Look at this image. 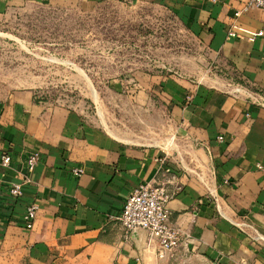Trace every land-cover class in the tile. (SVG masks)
<instances>
[{
  "label": "crops",
  "instance_id": "1",
  "mask_svg": "<svg viewBox=\"0 0 264 264\" xmlns=\"http://www.w3.org/2000/svg\"><path fill=\"white\" fill-rule=\"evenodd\" d=\"M77 1L94 0H0V15ZM147 1L171 10L207 50L210 73L136 90V102L162 120L147 139L92 126L28 91L0 98V264H264V173L256 169L264 164V40L229 37L235 24L264 30V11L235 19L247 0ZM33 153L41 160L32 172ZM13 184L22 185L19 199L9 195ZM146 184L174 195L170 220L182 243L165 259L145 231L126 238L118 221ZM33 203L27 230L22 216Z\"/></svg>",
  "mask_w": 264,
  "mask_h": 264
},
{
  "label": "rangeland",
  "instance_id": "2",
  "mask_svg": "<svg viewBox=\"0 0 264 264\" xmlns=\"http://www.w3.org/2000/svg\"><path fill=\"white\" fill-rule=\"evenodd\" d=\"M211 62L155 1L30 3L0 15V98L28 91L129 140L153 137L162 126L136 102L142 86L170 76L203 81Z\"/></svg>",
  "mask_w": 264,
  "mask_h": 264
},
{
  "label": "built area",
  "instance_id": "3",
  "mask_svg": "<svg viewBox=\"0 0 264 264\" xmlns=\"http://www.w3.org/2000/svg\"><path fill=\"white\" fill-rule=\"evenodd\" d=\"M252 9L264 11V0H247L236 11L235 19ZM229 37H240L254 43L258 40H264V30L252 31L235 24L229 33ZM218 141L223 142L224 137L219 136ZM40 160V153L31 154L27 159L29 170L33 172ZM10 162L11 158L9 156L2 158L3 166H8ZM256 169L264 173V164L257 163ZM73 173L76 176H81L84 170L75 169ZM9 195L16 199L21 198L23 196L22 185L13 184L10 186ZM173 198L174 195L169 193L163 186L141 185L127 198L121 215L118 218V221L124 228L126 238H129L135 232L145 231L151 241H157V254L161 259H165L169 253L177 249L182 243L180 229L170 220L172 213L169 209V203ZM37 214L38 206L35 203L27 206L22 216L27 230L34 228Z\"/></svg>",
  "mask_w": 264,
  "mask_h": 264
}]
</instances>
